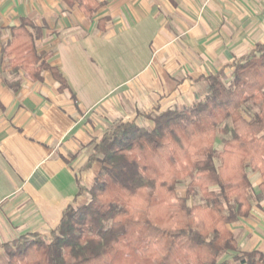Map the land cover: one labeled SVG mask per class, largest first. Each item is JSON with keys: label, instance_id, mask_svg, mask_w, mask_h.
<instances>
[{"label": "crops", "instance_id": "1", "mask_svg": "<svg viewBox=\"0 0 264 264\" xmlns=\"http://www.w3.org/2000/svg\"><path fill=\"white\" fill-rule=\"evenodd\" d=\"M96 1L88 16L76 2L0 0V244L48 234L69 203L87 202L78 182L90 187L102 167L83 169L90 144L115 121L153 128V115L201 99L206 75L264 42L261 1ZM21 17L45 24L35 47L65 87L49 70L40 80L13 71L3 48ZM250 170L249 213L227 228L238 251L264 253L263 178Z\"/></svg>", "mask_w": 264, "mask_h": 264}, {"label": "trees", "instance_id": "2", "mask_svg": "<svg viewBox=\"0 0 264 264\" xmlns=\"http://www.w3.org/2000/svg\"><path fill=\"white\" fill-rule=\"evenodd\" d=\"M64 1L88 16L99 7L96 0ZM44 28L21 17L3 49L14 72L40 80L49 70L63 88L49 53L35 47ZM204 80L201 99L153 115V128L115 121L92 142L83 169L95 160L102 167L90 187L78 182L87 202L69 203L48 234L1 243L5 264H264L260 251H238V236L227 228L249 213L248 168L260 171L264 190V42ZM247 102L258 105L249 118L241 111ZM182 180L186 191L178 195ZM196 193L203 201L190 204Z\"/></svg>", "mask_w": 264, "mask_h": 264}, {"label": "rangeland", "instance_id": "3", "mask_svg": "<svg viewBox=\"0 0 264 264\" xmlns=\"http://www.w3.org/2000/svg\"><path fill=\"white\" fill-rule=\"evenodd\" d=\"M228 78L230 79V73L228 74ZM228 81V80H227ZM242 113L244 114L245 117L249 118L251 117L255 112L258 111V105L252 102H247L245 103L242 108H241ZM264 134V133H263ZM222 146L220 142V135L216 137L215 140V147L217 149H220ZM251 172L250 168H248V174ZM186 180H182L177 183V194L178 195H184L186 191ZM170 202H174L175 200L171 199L169 200ZM203 201L201 195L199 193H196L195 195L191 196L190 198V204H196V203H201Z\"/></svg>", "mask_w": 264, "mask_h": 264}, {"label": "built area", "instance_id": "4", "mask_svg": "<svg viewBox=\"0 0 264 264\" xmlns=\"http://www.w3.org/2000/svg\"><path fill=\"white\" fill-rule=\"evenodd\" d=\"M253 1H261V2H264V0H253Z\"/></svg>", "mask_w": 264, "mask_h": 264}]
</instances>
